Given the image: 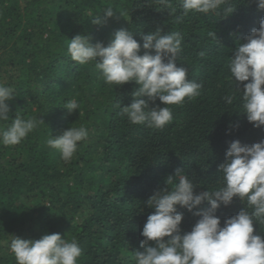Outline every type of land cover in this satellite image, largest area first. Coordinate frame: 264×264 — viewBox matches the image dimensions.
<instances>
[{
  "label": "trees",
  "instance_id": "1",
  "mask_svg": "<svg viewBox=\"0 0 264 264\" xmlns=\"http://www.w3.org/2000/svg\"><path fill=\"white\" fill-rule=\"evenodd\" d=\"M109 6L114 16L92 24ZM228 7L234 10L225 17ZM262 17L255 0H227L207 14H185L182 0L167 6L155 0H0V82L16 94L7 102L10 119L0 127L16 115L44 122L21 143L0 144V264H16L12 236L39 239L51 233L77 239L83 249L78 264H135L134 251H143L141 232L154 211L145 201L165 186L168 175L181 169L193 178L196 193L222 186L218 166L229 144L264 139V127L254 128L242 113V94L229 71L236 45L259 28ZM157 28L182 34L177 66L202 85L198 97L170 106L173 120L162 130L130 124L121 113L120 105L133 101L135 82L108 84L94 63L79 65L67 51L76 34L107 46L115 31L126 29L143 54L142 36ZM247 82L239 84L241 91ZM233 94L232 104L222 99ZM73 97L80 108L69 115L63 107ZM154 106L163 107L158 98L149 101ZM80 125L89 135L65 162L46 141ZM206 207L202 202L193 211ZM244 207L252 211L234 197L215 215L223 226ZM177 211L183 213L182 234L190 231L199 217L179 206ZM257 233L264 237V223L254 224Z\"/></svg>",
  "mask_w": 264,
  "mask_h": 264
},
{
  "label": "clouds",
  "instance_id": "2",
  "mask_svg": "<svg viewBox=\"0 0 264 264\" xmlns=\"http://www.w3.org/2000/svg\"><path fill=\"white\" fill-rule=\"evenodd\" d=\"M155 3L167 6L169 0H155ZM226 3L227 0H182V9L185 14L190 11L207 14ZM255 3L259 10H264V0ZM233 10L228 7L224 16ZM113 16L114 9L109 6L103 10V19L98 15L91 23L101 25ZM208 35L216 40L215 32ZM142 40L145 51L140 54L141 44L130 30L115 31L107 46L102 42L91 43L88 34H76L69 40L67 51L79 65L94 63L108 84L121 86L135 82L138 87L131 93L133 101L128 106L120 105L121 113L130 124L162 130L173 120L170 106L198 97L202 85L188 79L186 67L177 66L181 33L165 34L157 28L143 35ZM229 71L235 89L242 94V113L247 121L254 128L264 127V17L259 28L251 29L236 45ZM245 81L248 82L241 91L239 84ZM15 96L13 87L0 82V121L10 119L7 102ZM157 98L163 107L150 108L149 101L155 102ZM222 99L232 104L236 96L226 95ZM63 108L70 115L78 112L80 104L73 97ZM43 123L35 115L27 118L16 115L7 127H0V144L17 145ZM88 135L85 125L69 126L59 136H50L46 144L69 162ZM218 172L222 174V186L199 193L194 191L198 186L193 178L179 168L166 177L165 186L145 201V206L154 211L147 216L141 232L143 251H134L135 264H264V237L254 234V224L264 223V139L251 145L232 141ZM234 197L246 201L252 211L244 207L226 218L221 226L216 210L221 205H230ZM202 202H207L208 207L193 211ZM177 206L199 217L191 230L183 234L180 228L183 213L177 211ZM149 241L154 244L150 246ZM10 249L16 264H78L83 255L75 237L66 239L59 233L44 234L39 239L12 236Z\"/></svg>",
  "mask_w": 264,
  "mask_h": 264
}]
</instances>
